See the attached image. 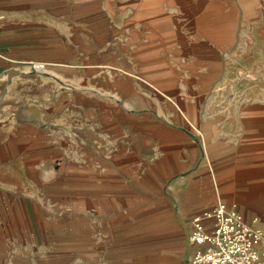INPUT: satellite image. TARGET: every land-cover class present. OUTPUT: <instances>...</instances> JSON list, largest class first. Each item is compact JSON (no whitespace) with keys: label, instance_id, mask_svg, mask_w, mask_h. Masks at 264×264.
I'll use <instances>...</instances> for the list:
<instances>
[{"label":"crops","instance_id":"crops-1","mask_svg":"<svg viewBox=\"0 0 264 264\" xmlns=\"http://www.w3.org/2000/svg\"><path fill=\"white\" fill-rule=\"evenodd\" d=\"M155 1L0 0V205L7 167L65 149L113 173L114 195L87 198L91 264H190V221L219 201L264 227V115L213 79L219 24L184 19L194 0L174 20Z\"/></svg>","mask_w":264,"mask_h":264},{"label":"rangeland","instance_id":"rangeland-1","mask_svg":"<svg viewBox=\"0 0 264 264\" xmlns=\"http://www.w3.org/2000/svg\"><path fill=\"white\" fill-rule=\"evenodd\" d=\"M179 1L155 2L172 10L174 20ZM194 1L195 9H188L184 19L200 16L223 30L217 60L221 73L213 78L227 86L221 95L228 104L234 102L236 111L242 106L264 115V0ZM211 1L220 4V19L217 12L205 11ZM225 6L231 11L226 12ZM44 160L43 167H35L28 175L22 167H7L8 172L2 174V182L16 196L10 198L11 207L0 205V244L6 247L0 257H5L4 264H91L85 256L89 254L87 198L114 195L123 185L111 172L73 165L71 161L80 164L85 160L73 150ZM254 197L264 211V189Z\"/></svg>","mask_w":264,"mask_h":264},{"label":"built area","instance_id":"built-area-1","mask_svg":"<svg viewBox=\"0 0 264 264\" xmlns=\"http://www.w3.org/2000/svg\"><path fill=\"white\" fill-rule=\"evenodd\" d=\"M35 71L43 65H33ZM205 222H210L208 229ZM188 242L199 248L190 264H264V227L245 222L243 216L219 201L211 209L193 217Z\"/></svg>","mask_w":264,"mask_h":264}]
</instances>
